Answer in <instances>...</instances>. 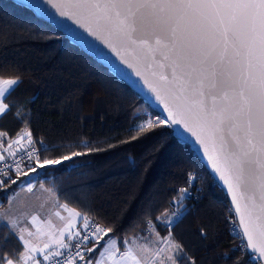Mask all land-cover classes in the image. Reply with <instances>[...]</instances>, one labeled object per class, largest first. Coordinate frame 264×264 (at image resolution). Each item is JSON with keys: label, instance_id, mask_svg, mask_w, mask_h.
<instances>
[{"label": "snow or ice", "instance_id": "obj_1", "mask_svg": "<svg viewBox=\"0 0 264 264\" xmlns=\"http://www.w3.org/2000/svg\"><path fill=\"white\" fill-rule=\"evenodd\" d=\"M43 4L131 69L166 117L153 112L141 119L133 111L134 123L117 144L86 138L49 143L33 136L31 110L19 99L10 100L21 82L18 70L12 74L10 65L0 64V121L11 116L28 126L15 138L0 129V193H9L0 200V264H201L193 246L176 235L191 210L192 191L202 198L204 186L197 187L202 177L195 171L185 173L171 210L154 219L144 214L142 231L123 239L116 220L96 216L101 222L94 223L91 210L60 203L64 194L43 182L39 191L54 204L32 202L37 191L32 177L144 139L161 126L183 130L184 143L195 145L210 168L203 176L215 179L230 201L223 223L237 243L219 254L222 264H264V0ZM24 192L30 195L21 199ZM46 207L48 214L41 215ZM73 218L86 222L73 224ZM140 220L134 218L130 227ZM194 235L206 247L219 235L217 223L209 219Z\"/></svg>", "mask_w": 264, "mask_h": 264}, {"label": "trees", "instance_id": "obj_2", "mask_svg": "<svg viewBox=\"0 0 264 264\" xmlns=\"http://www.w3.org/2000/svg\"><path fill=\"white\" fill-rule=\"evenodd\" d=\"M0 64L10 65L12 74L18 70L21 82L10 100L19 99L31 110L33 136L49 143L86 138L117 144L125 139L124 129L134 123L129 120L133 111L141 119L153 113L105 67L29 10L7 0H0ZM26 127L11 116L0 121V129L14 138L18 132L23 135ZM189 170L202 177L197 187L203 184L204 190L201 199L192 191L193 198L187 202L191 210L176 235L193 246L201 264H222L219 254L237 243L223 223L227 198L212 179L203 176L207 171L170 128L161 126L144 139L65 162L63 168L32 180L37 181L36 188L43 182L62 192L60 203L91 210L98 224L96 216L116 220L123 239L142 231L144 214L154 219L168 209ZM8 194L0 193V200ZM136 217H141L140 224L130 227ZM209 219L217 223L219 235L206 241L205 247L194 234Z\"/></svg>", "mask_w": 264, "mask_h": 264}, {"label": "water", "instance_id": "obj_3", "mask_svg": "<svg viewBox=\"0 0 264 264\" xmlns=\"http://www.w3.org/2000/svg\"><path fill=\"white\" fill-rule=\"evenodd\" d=\"M17 6H22L29 10L33 16L40 21L48 24L56 31L61 33L70 44L78 47L82 52L94 59L98 64L105 67L115 78L120 80L126 85L133 93L138 95L143 102L155 113H158L162 118L166 117L162 108L155 102L154 96L147 91L142 81H140L133 73L131 69H128L124 65L119 63V60L112 55V53L104 48L99 42L92 40L86 33H83L79 29H76L69 21L61 19L56 15L55 10L51 7L44 5L43 0H7ZM39 4L40 7L35 5ZM74 33H79V36ZM173 137L181 144L187 146L190 151L195 155L198 161L202 164L207 173H210V168L206 166V161L201 157L202 154L196 151V146L192 143L185 144L183 141V130L170 128ZM215 182V179H212ZM221 190V187L217 185ZM223 193L224 191L221 190ZM225 195V193H224ZM226 196V195H225ZM227 198V197H226ZM228 205L230 203L227 198Z\"/></svg>", "mask_w": 264, "mask_h": 264}, {"label": "rangeland", "instance_id": "obj_4", "mask_svg": "<svg viewBox=\"0 0 264 264\" xmlns=\"http://www.w3.org/2000/svg\"><path fill=\"white\" fill-rule=\"evenodd\" d=\"M29 195H30L29 193L24 192V193L21 194V199H23L25 197H29ZM37 196L39 197V199H36ZM32 202H33L34 205H39L40 203H46L47 204L49 202L54 204V201L52 200V198L50 196H48L46 193L40 192L39 188L36 191L35 195L33 196ZM57 210H59V209H57ZM47 214H48V208L46 207L45 210L41 213V215H47ZM52 219L55 220L57 223H63V221H60L58 217L53 216ZM39 223H40V221L38 220L37 224H39ZM41 227H45V226L41 225ZM34 230L35 229H33V231Z\"/></svg>", "mask_w": 264, "mask_h": 264}, {"label": "crops", "instance_id": "obj_5", "mask_svg": "<svg viewBox=\"0 0 264 264\" xmlns=\"http://www.w3.org/2000/svg\"><path fill=\"white\" fill-rule=\"evenodd\" d=\"M21 145H24V146H26V141H21ZM17 147H19V145L17 146ZM38 188L39 187H37L36 189L38 190ZM62 212H63V215H65V216H67L68 215V213H67V211L66 210H62ZM73 224H78V222H79V220L78 219H75V218H73ZM67 231V230H66Z\"/></svg>", "mask_w": 264, "mask_h": 264}, {"label": "built area", "instance_id": "obj_6", "mask_svg": "<svg viewBox=\"0 0 264 264\" xmlns=\"http://www.w3.org/2000/svg\"><path fill=\"white\" fill-rule=\"evenodd\" d=\"M145 113H146V112H145ZM192 195H193V192H192ZM189 201H190V200H189ZM189 201H188V202H189ZM171 202H172V201H170V202L167 203V207L169 206V204H170ZM169 210H171V209H169ZM85 222H86V221H83L82 223H85ZM82 223H81V224H82ZM94 223H96V222L94 221ZM96 224H98V223H96Z\"/></svg>", "mask_w": 264, "mask_h": 264}]
</instances>
